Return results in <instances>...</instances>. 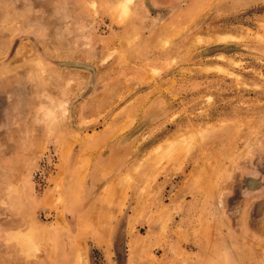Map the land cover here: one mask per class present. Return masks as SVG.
Here are the masks:
<instances>
[{
	"label": "rangeland",
	"instance_id": "374dc122",
	"mask_svg": "<svg viewBox=\"0 0 264 264\" xmlns=\"http://www.w3.org/2000/svg\"><path fill=\"white\" fill-rule=\"evenodd\" d=\"M0 264H264V0H0Z\"/></svg>",
	"mask_w": 264,
	"mask_h": 264
}]
</instances>
